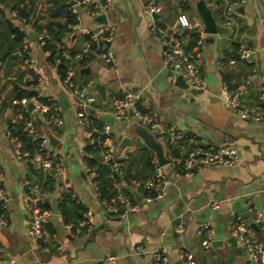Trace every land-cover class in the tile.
<instances>
[{
  "label": "crops",
  "instance_id": "0c3cea01",
  "mask_svg": "<svg viewBox=\"0 0 264 264\" xmlns=\"http://www.w3.org/2000/svg\"><path fill=\"white\" fill-rule=\"evenodd\" d=\"M108 1L105 17L106 23L116 30L110 45L115 62L108 66L94 55L88 56L83 65L75 61L73 84L79 86L90 82L95 104L104 112L112 96L131 91L148 100L149 109L161 115L166 124L196 135L208 145L219 144L226 137L237 150V161L224 167L199 166L180 178L164 168L167 183L160 188V197L144 202L139 198L136 200L131 193L134 211L124 218L107 215L94 189V181L82 166L84 160L96 159V155L86 150L87 140L75 123L74 101L63 87L56 67L47 60V52L36 40V35L43 33L63 52H77L82 49V29L95 30L102 23L78 7L76 28L69 33L60 30L55 39L48 33L51 26L48 23L63 25L61 5H69L72 0H23L30 9L27 21L17 19L14 11L10 12L0 4L5 18L27 37L28 51L40 67L39 75L28 71L21 63L17 48L0 61V188L6 197V222L0 226V243L5 254L0 255V264H98L106 256L114 257L112 264H147L149 252L160 247L164 248L169 264H185L178 256L180 250L190 254L192 264H245V255L236 251L240 246L236 243L233 247L227 242L231 237L229 223L238 214L250 217L248 209L260 211L262 219L253 230V236L264 246V123L240 119L228 112L223 104L222 86L241 87L240 100L245 105H256L257 95L264 89V0L205 3L217 24L224 2L233 1L235 5L232 24L225 27L227 32L205 34L203 38L200 70L206 85L197 94H191L189 87L182 89L174 85L178 74L162 66L163 43L149 30V25L152 20L165 26L174 25L180 12L189 17L197 16L194 5L198 0H160L161 10L155 18L144 14L145 0ZM31 33L35 35L34 39H30ZM0 36L1 56L9 38ZM233 44L237 47L244 44L250 50V58L235 59L230 63L228 55L232 53ZM83 67L88 68V74L79 72ZM250 74L253 76L245 84ZM36 77L41 81L40 86L34 88L40 91L36 93L56 102L62 124L57 134L47 133L56 140L49 148L65 157L66 166V181H57L50 172L41 173L52 177L53 188L43 190L42 201L48 205V209L43 210L48 214L38 243L26 235L29 210L21 195L28 192L29 182L37 185L40 171L15 156L7 125L20 119L15 117L10 105H1L13 99L15 87L31 85ZM95 84L104 87V102L94 89ZM61 98L66 99L64 111L58 105ZM104 114H100V120L102 116H108ZM138 122L128 113L126 120L111 125V136L118 152L122 153V148L136 142L139 149H146L150 155L153 153L136 131L144 129L152 133L146 126L137 125ZM124 137L129 143L121 145ZM142 158L145 156L140 157L137 151L131 152L126 162L130 164L131 174H139L136 178L151 174V168ZM66 195L91 213L88 231L74 235L72 224L62 217L60 203ZM53 201L56 214L52 213ZM211 202H218L217 207H211ZM68 207L71 210V204ZM178 223L183 226L181 234L173 230ZM203 223L212 229L216 246H210V251L202 249L196 234L197 227Z\"/></svg>",
  "mask_w": 264,
  "mask_h": 264
},
{
  "label": "built area",
  "instance_id": "2783aa9c",
  "mask_svg": "<svg viewBox=\"0 0 264 264\" xmlns=\"http://www.w3.org/2000/svg\"><path fill=\"white\" fill-rule=\"evenodd\" d=\"M204 3H210L214 0H203ZM143 12L146 15L158 14L161 10L160 0H145ZM235 2L226 1L221 8V17L218 25L230 27L232 24V13ZM109 6L108 0H72L68 10L74 15L75 22L66 24L64 33H69L77 26L78 7L91 17L105 12ZM114 26L108 23L100 24L95 30L82 29L84 35L82 49L74 52L72 56L68 53L61 52V60L55 58L52 62L54 67L64 59L65 69L61 82L63 87L71 95L75 112V123L81 133L85 136L89 146H92L96 152L97 164H89L83 161V170L86 175L94 181V189L98 194L95 179L98 176L96 171L97 165H106L109 167V178H111V188L114 194L108 199H100L105 213L109 216L124 218L127 213L135 210V205L130 198L120 192L123 182L115 178V174L128 160V153L118 152L111 136V125L101 121L99 126L92 123L94 118H100V114L111 116L113 122L119 123L128 118L129 111L132 117L145 124L146 128L153 135V139L161 145L162 156L165 163L160 165L156 156L152 153L149 157L151 174L142 179L130 178L126 182V187L131 193H136L144 202H151L160 197V188L167 183V177L164 168L170 169L176 178H180L199 166L207 167H224L234 165L237 161V150L224 137L219 144H206L196 135L175 129L172 125L166 124L164 118L151 111L148 106V100L141 99L137 94L131 91H124L119 96H112L109 100L107 111H102L95 104L96 97L88 91L91 83L86 82L82 85H75L72 82V69L69 65L71 59L80 61L88 57V53L97 56L106 65L113 66L115 62L111 42L114 37ZM149 30L163 43L162 49V66L178 75L189 88L203 90L206 82L200 70V63L203 49V31L202 22L198 16L189 17L180 12L176 17L174 25H159L152 20ZM194 34L193 44H189L188 33ZM46 36L43 33L36 35V40L40 46L44 44ZM27 37L22 38L19 55L22 65L30 72L36 73L37 62L28 51ZM250 56V50L240 44L235 53H229L228 61L231 63L235 59L247 60ZM253 75L246 78L245 84L249 82ZM41 84L40 78L36 77L32 88H37ZM241 87L230 89L222 86L223 104L227 110L240 119L252 121L254 123H264V89L260 90L256 105H245L240 100ZM52 104L51 113L45 116L48 106L41 104L36 97H21L11 99L9 105L15 117L21 118V112H30L22 126V130L31 141L35 142L32 150L22 149V143L16 138H12L14 144V154L22 161L34 165L42 173H49L53 170L54 175L66 181L65 157L58 152L49 148L47 134H40L37 128L41 125L61 127L62 120L56 105V102L49 99ZM32 104V110H29L27 104ZM40 120L36 125L35 116ZM177 152H173L172 146L177 145ZM43 191L34 183H28V192L22 193L21 199L29 210L28 223L26 229L27 237L35 243L42 239L43 228L47 222V210L40 208ZM5 202L6 197L0 188V226L4 225L5 219ZM218 202H211L210 206L216 208ZM250 219L254 224H259L262 219V213L258 210L248 209ZM73 227V234L77 235L82 231H88L91 227V213L85 211L81 220ZM176 234L183 232V226L176 224L173 227ZM196 234L200 237L199 244L204 251L210 249L212 239V229L209 224L203 223L196 229ZM229 234L235 239L236 243L244 249L245 257L250 264H264V246L253 238V231L248 222L242 215H235L229 223ZM142 251V249H138ZM5 254V248L0 243V255ZM178 256L185 264H192L190 254L185 250H180ZM114 257L106 256L98 264H112ZM147 264H169L164 248H156L149 252Z\"/></svg>",
  "mask_w": 264,
  "mask_h": 264
},
{
  "label": "trees",
  "instance_id": "16d2710c",
  "mask_svg": "<svg viewBox=\"0 0 264 264\" xmlns=\"http://www.w3.org/2000/svg\"><path fill=\"white\" fill-rule=\"evenodd\" d=\"M29 2H31V0H29ZM0 4L7 7L10 12L14 11L17 19L19 20L23 19L25 21L29 19L30 9L26 7V5L23 3V0H0ZM68 6L69 5H64V4L61 5V7L63 8V16H64L63 25L59 23H51V22L48 23V26L51 25L50 29H48V33L52 35V37L55 39L57 38V35L60 33V30H63V31L65 30L66 24L75 22L74 15L69 12ZM0 25H1L0 35H4L5 37L9 38L7 41V48L5 52L1 53V56H0V61H3L5 57L9 54V52L14 50V48H17V50L20 51L24 33L20 29L12 26L10 21L5 18L4 13L1 9H0ZM188 36H189V44L191 45L194 42V34L192 32H189ZM0 39H1V36H0ZM41 48L43 51L47 52V60L50 61L51 63L54 61L55 58L61 60L62 48L55 46L47 38L44 39V44L41 46ZM236 50H237V45L233 44L232 53H235ZM73 53L74 52H68V55L71 56L73 55ZM86 60L87 58L82 59L78 61V64L83 65L84 61ZM56 69L61 79L64 74L65 59L59 64H57ZM84 83L86 82H83V84ZM31 96L36 97L37 100L41 104L48 106V111L45 113V116H48L51 113V109H52V104L49 99L41 97L39 94H37L34 91V88L30 87V85L28 84L24 85L23 87H15V93L13 95V99H19L21 97H31ZM1 105L5 107L6 105H9V102L2 103ZM30 116H31V113L29 111L28 112L23 111L21 112V118L20 120H18L17 123H9L7 125L9 136L19 140L22 143V149L24 150H32L35 147V142L31 141L30 137L27 136L25 132L22 130L24 121ZM92 123L96 126H99L101 124V120L100 118H94L92 120ZM179 145L180 143L172 146L173 152L175 153L177 152V146ZM86 150L93 154H95L96 152V150L92 146H87ZM137 152L139 153L140 157L145 156V159L143 158L142 159L144 160V163L148 167H150L149 165L150 154L146 153V151L143 148L138 149ZM128 160H129V154H128ZM86 161L89 164H97L96 159H87ZM129 170H130V164L127 165L125 163L121 168H119V170L115 174V178L123 182L122 186L120 187V192L128 196L130 198V201L133 202L131 192L128 191V189L125 188L124 186H126V182L130 178H135V179H142V178H136V177H139V174H136V175L131 174ZM96 171L98 173V176L95 179L97 190H98V197L99 199H108L114 194V190L111 188V178H109L108 176L109 167L106 165H97ZM41 173H42L41 171L37 173L39 177V180L37 181V186L42 191L52 190L53 188L52 177L49 176L48 174H45L44 176H42ZM69 204H71L72 211L68 210L70 207V206L68 207ZM60 205H61L62 217L65 219V221H68L69 224H72V226L76 225L81 220L82 218L81 215L82 213L85 212V209L81 207L79 204L73 203V201L69 199L68 195L63 197L62 203H60ZM39 206L42 209H48V205L44 201H42ZM0 211H2L1 208H0ZM69 220H72V221H69Z\"/></svg>",
  "mask_w": 264,
  "mask_h": 264
},
{
  "label": "water",
  "instance_id": "95a60500",
  "mask_svg": "<svg viewBox=\"0 0 264 264\" xmlns=\"http://www.w3.org/2000/svg\"><path fill=\"white\" fill-rule=\"evenodd\" d=\"M69 4H71V2ZM194 8H195L197 16L199 17V19L202 22L203 31H204L205 34H220V33H226L227 32V29L225 27H222V26L218 25L214 21V18L212 16L211 12H210V9L205 5L203 0H198L195 3ZM157 16H158V14H152L151 15V17H153V18H155ZM94 20H96L97 22L102 23V24L106 23V17H105L104 14L95 16ZM31 36L32 37L30 39H34L35 38V35L33 33H31ZM88 56L90 58V57H92V54L88 53ZM249 58H250V56H249ZM65 61L67 62L68 59H65ZM79 72L82 73V74H88V68L87 67H83V68H81L79 70ZM174 85L179 87V88H182V89H186L187 88V85L183 82V80L181 79L180 75L176 76V78L174 80ZM94 89L97 91V94H98L99 98L104 102L105 101L104 87L102 85H100V84H95L94 85ZM90 90H91V88L88 89V91H90ZM34 91L37 92V93L40 92L39 89H34ZM200 92H201L200 89H194V88L190 89V93L191 94H197V93H200ZM65 103H66V99L65 98H61V99L58 100V105H59V108H60L61 111H64V104ZM27 107H28L29 110H32V104L31 103H28ZM32 113L35 116L36 125H39L40 124V120L36 116V113L35 112H32ZM129 115H132L131 111H129ZM101 120L103 122H106L109 125H113L114 124L113 119H112L111 116H102ZM136 135L138 137H140L142 142L154 153V155L156 156L159 164L160 165L164 164L165 163V159L162 156L161 148H160L159 144L156 143L153 140L152 134L147 133L144 129H138L136 131ZM48 141H49V144L52 145V146H54L56 144V140L53 137H51V136H48ZM125 143H129V139L126 138V137H124L122 139L121 145H124ZM50 173L54 174L53 170H50ZM132 194H133L134 198L136 200H138L139 196L136 193H134V192ZM52 213H54V214L57 213L56 212V203H55V201L52 202ZM245 219L248 222V225L252 229V231L254 229H256V224H254L251 221L250 217L246 216ZM213 239L210 242V246L211 247L216 246L214 241H213ZM227 242L230 243L233 247H236V241H235L234 238L229 237L227 239ZM236 251L239 252L242 256L245 255L244 249L242 247H237ZM245 264H249V260L248 259H245Z\"/></svg>",
  "mask_w": 264,
  "mask_h": 264
},
{
  "label": "rangeland",
  "instance_id": "374dc122",
  "mask_svg": "<svg viewBox=\"0 0 264 264\" xmlns=\"http://www.w3.org/2000/svg\"><path fill=\"white\" fill-rule=\"evenodd\" d=\"M160 21H157V24H159V25H161L160 23H159ZM115 35H116V30H114V38H115ZM72 56V55H71ZM75 60H73V59H71V62L69 63V65H70V67H71V69H72V71H73V69H74V66H75ZM39 69H40V67L38 66L37 67V71H36V73L38 74L39 73ZM39 75V74H38ZM72 102H73V99H72ZM225 107V106H224ZM225 109L227 110V108L225 107ZM228 111V110H227ZM229 112V111H228ZM137 125H140V126H142V127H145V124L144 123H142V122H138V123H136ZM173 126V125H172ZM175 129H177V130H180L179 128H177V127H175V126H173ZM37 130H38V132H40V133H52V134H57V129L54 127V126H47V125H43L42 127H38L37 128ZM114 136L116 137V138H118V135H116V133H114ZM113 143H114V145H115V147H116V143H115V139H114V137H113ZM136 145H138V144H136V142H135V144H133L132 146H126V147H124V148H122L121 150H123V151H121V152H126V153H134V152H136L138 149H139V147L138 146H136ZM140 145V144H139ZM144 149V148H143ZM146 152H147V150L146 149H144ZM55 152V151H54ZM204 167H206V168H208L207 166H204ZM55 179L57 180V181H60L61 179H60V177L59 176H57V175H55ZM206 208L207 209H210V207L209 206H206ZM253 238H254V236H253ZM255 239V238H254ZM256 240V239H255ZM208 251H210V249L208 250Z\"/></svg>",
  "mask_w": 264,
  "mask_h": 264
}]
</instances>
